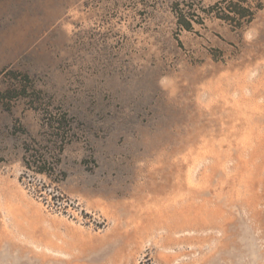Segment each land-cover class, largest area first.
Listing matches in <instances>:
<instances>
[{"label":"rangeland","instance_id":"374dc122","mask_svg":"<svg viewBox=\"0 0 264 264\" xmlns=\"http://www.w3.org/2000/svg\"><path fill=\"white\" fill-rule=\"evenodd\" d=\"M0 264H264V0H0Z\"/></svg>","mask_w":264,"mask_h":264},{"label":"trees","instance_id":"16d2710c","mask_svg":"<svg viewBox=\"0 0 264 264\" xmlns=\"http://www.w3.org/2000/svg\"><path fill=\"white\" fill-rule=\"evenodd\" d=\"M224 9L223 15L218 16L225 20H243L245 17L246 21H250L252 17V13H248L249 9L246 8L244 5L240 3H232L224 8H221V10ZM187 26H184L186 29H190L189 24H186Z\"/></svg>","mask_w":264,"mask_h":264}]
</instances>
